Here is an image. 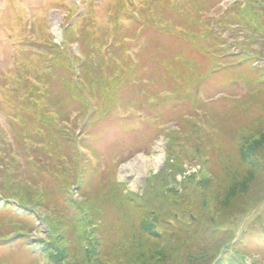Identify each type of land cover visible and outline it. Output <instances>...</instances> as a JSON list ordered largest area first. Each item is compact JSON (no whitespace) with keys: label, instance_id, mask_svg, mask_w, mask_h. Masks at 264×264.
Masks as SVG:
<instances>
[{"label":"rangeland","instance_id":"rangeland-1","mask_svg":"<svg viewBox=\"0 0 264 264\" xmlns=\"http://www.w3.org/2000/svg\"><path fill=\"white\" fill-rule=\"evenodd\" d=\"M243 1L0 0V236L9 238H0V264H53L37 245L50 233L64 248L63 264H158L157 255H176L187 238L208 241L213 222L228 221L222 212L234 213L240 233L248 216L235 218L234 209L246 207L249 196L235 195L254 177L242 179L247 168L237 145L240 135L250 140L264 130V81L247 71L264 66V38L244 40L245 49H262L249 55L246 69L213 74L202 40L211 33L200 23L217 25ZM234 30L231 38H246ZM89 57L92 67L103 65L92 74L100 83L84 80L81 88L76 76ZM30 84L37 89L32 98ZM238 106L248 109L240 120L232 112ZM206 157L213 158L209 168ZM167 158L178 162L171 170ZM220 158L237 173L217 171ZM10 173L18 176L13 193L41 205L25 206L31 216L4 199L12 195L3 192L1 175ZM78 204L89 216L84 229L93 225L91 236L100 237L92 261L82 233L64 221L80 220ZM115 221L126 237L112 240ZM146 223L162 238L153 239ZM247 253L246 264H264L260 254Z\"/></svg>","mask_w":264,"mask_h":264},{"label":"trees","instance_id":"trees-1","mask_svg":"<svg viewBox=\"0 0 264 264\" xmlns=\"http://www.w3.org/2000/svg\"><path fill=\"white\" fill-rule=\"evenodd\" d=\"M258 5V6H256ZM208 19V18H207ZM206 19V20H207ZM208 22V21H207ZM215 23H211V25L206 24L204 22L200 23V27L202 29H207L211 33L210 36H204L202 34V40L204 41L203 49H205L206 52V58L208 67H212V71L210 73H220L224 70H233V69H240L244 70L247 67V62L251 60L252 57H249V55H257V53L260 54L262 49H259L257 51L245 49V41L246 39L251 40L253 38L259 37L264 38V0H244V6H235L233 5L230 9L226 10L224 15L219 16V19L215 21ZM240 26V28H238ZM232 27V29H231ZM236 28V32L244 33L245 37H233L234 28ZM218 33V34H217ZM221 33H225V38H221L223 35ZM231 36V37H230ZM199 38V37H196ZM228 38L230 39L231 43L228 45ZM239 39H242L240 41ZM257 39V38H256ZM195 45V44H193ZM230 46L237 47V51L233 52L231 50ZM101 51V48L98 47ZM53 50V49H51ZM57 50V49H54ZM99 52L96 54L98 55ZM95 53V51L92 52V54ZM258 54V55H259ZM262 54V53H261ZM91 56V54H90ZM94 59H91L93 61ZM90 61V57L88 59L87 65H84L82 68H80L79 74L76 76V82L80 86L81 82L85 80L86 83H89V86H93L94 84L100 83V80L98 77L92 76L93 71L96 70V67L98 71H101L103 68L102 64H99L96 67H92V62ZM216 64V65H215ZM106 69V68H105ZM247 71L250 73V79H251V73L255 75V80H258V83L264 81V66L262 67H250L247 68ZM91 75V76H90ZM242 80V79H241ZM240 79L238 81H241ZM112 81V80H111ZM243 84V82H242ZM250 85L249 83H244L243 87L245 86L248 88ZM81 87V86H80ZM82 88V87H81ZM27 94L29 95V98L33 97V90L37 91L35 87H33L31 84L26 85ZM79 91V90H77ZM183 102L180 100L179 105H181ZM185 103H190V101H185ZM178 105V106H179ZM247 107L238 106V109L232 111L233 114H237L239 120L243 119V116L241 115L243 112H247ZM229 118H234L232 115L229 116ZM257 130V129H255ZM246 132H251V130H247ZM170 133L167 134V140L170 141L172 138L174 140V137H172ZM254 134H251L250 140L243 139V135H240V139L238 141L239 146L237 148L238 155H239V162L243 164L247 170V174L242 177V179H251L254 181L252 184H249L245 187H243L242 190L238 191L235 195L236 198L240 195V193L246 192L249 196L247 206L244 207H235V218H242L243 216H248V219L245 221V225L242 229H240V233H236V226L232 222V215H234L233 212L230 214H226L225 212H222L223 216L227 217L225 220H228L226 223H219L218 221H214L213 229H217L216 232H212L211 234H207V236L211 237L208 241L203 240V245L197 243L199 241V238H195L196 240L194 243L188 241L191 239V237L188 239H185V244H180L177 250V254L174 255V253L167 252L165 254H159L157 256V263L158 264H246L244 262L245 257H247L248 253H255L260 254L262 258H264V158L262 157V153H264V130L262 133H259L257 138L253 137ZM253 137V138H252ZM237 155V156H238ZM262 157V159L260 158ZM171 158V157H170ZM167 158L168 161L174 163L172 167H169V165L166 166V169L171 170L175 165L178 164V162L173 161L172 159ZM205 158V157H204ZM207 160L204 159V164L209 168L213 163H208ZM209 159H213L212 157ZM4 160L3 157L0 156V163ZM172 160V161H171ZM210 162V160H209ZM222 159L220 158L219 164H218V170L219 172H224L227 170L226 174H232L237 173L235 172L234 166L231 164V162H222ZM235 164V163H234ZM238 165V164H236ZM24 169H27L25 167ZM15 170V168H14ZM250 170V171H248ZM211 171L214 172V175L217 177V171H214L211 167ZM254 172V173H252ZM13 173V172H12ZM10 173L9 175H1V180H3L4 177V184L3 192L7 189V193H10L12 197H9V195L4 196V199L8 202L10 199H15L17 202L15 203L17 208H20L21 213L25 214L24 216H31V212L27 209L28 207H40V203L38 200H31V198H27L23 195H17L13 193V189L10 187L11 178L16 180L18 176L15 174ZM259 174V183H257V178L254 176ZM6 174H8L6 172ZM22 174H25L22 172ZM248 175V176H247ZM155 177V176H154ZM235 178V177H234ZM214 179V177L212 178ZM152 181V182H151ZM240 181V180H239ZM239 181H235V183H238ZM261 181V182H260ZM165 182V181H164ZM209 180L205 179L203 176L202 183L209 184ZM149 185L153 184V180L151 179ZM257 183V184H256ZM148 186V185H147ZM15 192V191H14ZM154 192V191H153ZM164 191L160 192V196H162ZM156 193V192H154ZM93 194V193H92ZM220 196V195H219ZM234 197V200L236 199ZM163 197H161L162 199ZM233 203V202H232ZM8 204V203H7ZM10 205H7L6 209H10ZM43 207H46L45 204H43ZM62 208H70L67 206H64ZM229 207H227L228 209ZM240 208V209H238ZM74 211H78L80 220L73 221L72 217L67 218L64 220L65 222H69L73 228L77 229L79 232L76 233H82L85 234V237H81L80 239H84L86 243H88V249L91 250V261L93 260V255L99 253L97 246L99 245L100 237H92L91 234H93L96 230L94 226L88 227L87 229H84V225L81 221L88 220L89 216L85 212L86 207H82L81 205H75L73 208ZM238 209V210H237ZM224 210V209H222ZM237 211V212H236ZM253 211V213H252ZM228 212V211H227ZM252 213V214H251ZM53 215V214H51ZM230 216V217H229ZM178 218V217H177ZM175 218V220H177ZM185 217L178 218V221L184 222ZM187 219V218H186ZM91 222L96 224L94 219ZM151 221V220H150ZM149 221V222H150ZM189 226L195 225L197 226V221L192 220L190 218ZM86 222V221H85ZM152 222V221H151ZM150 222V223H151ZM90 224V221L88 222ZM150 223H146L145 226H143V229L145 231H149V235L153 239H161L164 235L163 232L158 231L157 228L153 229ZM48 227L55 231V229H61L62 225L59 223L53 224L51 221H47ZM66 225V223H64ZM112 224V223H111ZM25 226H32L33 227V221L31 222V225L29 224V220L25 223ZM67 226V225H66ZM81 227V228H78ZM194 227V226H192ZM235 227V228H234ZM68 228V227H67ZM86 228V227H85ZM94 228V229H93ZM98 229V227H97ZM112 230L110 233H112V240H118V237H122L120 235H124L126 237V231L123 228V225L120 222L115 221L114 224H112ZM1 231V229H0ZM17 231V230H16ZM187 231V229L185 230ZM98 232H96L97 234ZM193 233L196 234V231L193 230ZM17 234V232L15 233ZM120 234V235H119ZM177 234H186L188 233H180ZM97 236V235H95ZM50 239H47V241H39L37 245H41V248L39 249V254L43 255L48 262H52L53 264H63L62 259H66V253L64 251V248L60 244L57 237L54 236V233H50ZM0 238H4L3 240H6L8 238L7 235H1ZM201 240V239H200ZM183 243V242H182ZM35 246H32L34 248ZM211 249V250H210ZM63 259V261H64ZM83 264L86 263L85 259H83ZM89 262V260L87 261ZM65 264V263H64ZM79 264V263H75Z\"/></svg>","mask_w":264,"mask_h":264}]
</instances>
